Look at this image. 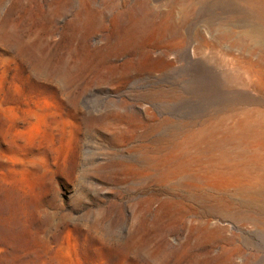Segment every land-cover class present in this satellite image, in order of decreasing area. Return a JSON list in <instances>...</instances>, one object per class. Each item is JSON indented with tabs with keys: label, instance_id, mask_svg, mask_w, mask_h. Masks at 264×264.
Returning <instances> with one entry per match:
<instances>
[{
	"label": "rangeland",
	"instance_id": "1",
	"mask_svg": "<svg viewBox=\"0 0 264 264\" xmlns=\"http://www.w3.org/2000/svg\"><path fill=\"white\" fill-rule=\"evenodd\" d=\"M0 264H264V0H0Z\"/></svg>",
	"mask_w": 264,
	"mask_h": 264
}]
</instances>
